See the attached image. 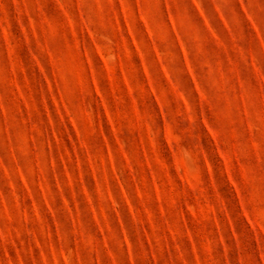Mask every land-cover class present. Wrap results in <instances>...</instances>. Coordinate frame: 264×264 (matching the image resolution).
<instances>
[{"label": "rangeland", "instance_id": "obj_1", "mask_svg": "<svg viewBox=\"0 0 264 264\" xmlns=\"http://www.w3.org/2000/svg\"><path fill=\"white\" fill-rule=\"evenodd\" d=\"M0 264H264V0H0Z\"/></svg>", "mask_w": 264, "mask_h": 264}]
</instances>
